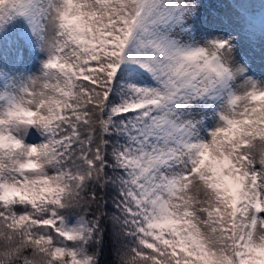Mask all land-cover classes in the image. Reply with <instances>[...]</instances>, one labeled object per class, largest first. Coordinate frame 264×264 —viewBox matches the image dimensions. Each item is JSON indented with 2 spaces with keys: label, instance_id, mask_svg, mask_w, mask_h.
Segmentation results:
<instances>
[{
  "label": "snow or ice",
  "instance_id": "6c2138e0",
  "mask_svg": "<svg viewBox=\"0 0 264 264\" xmlns=\"http://www.w3.org/2000/svg\"><path fill=\"white\" fill-rule=\"evenodd\" d=\"M0 264H264V0H0Z\"/></svg>",
  "mask_w": 264,
  "mask_h": 264
},
{
  "label": "rangeland",
  "instance_id": "374dc122",
  "mask_svg": "<svg viewBox=\"0 0 264 264\" xmlns=\"http://www.w3.org/2000/svg\"><path fill=\"white\" fill-rule=\"evenodd\" d=\"M258 7V6H257Z\"/></svg>",
  "mask_w": 264,
  "mask_h": 264
}]
</instances>
